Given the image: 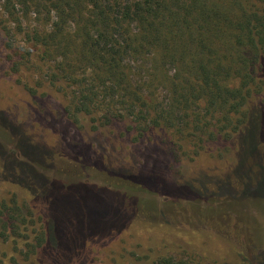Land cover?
<instances>
[{
  "label": "rangeland",
  "instance_id": "obj_1",
  "mask_svg": "<svg viewBox=\"0 0 264 264\" xmlns=\"http://www.w3.org/2000/svg\"><path fill=\"white\" fill-rule=\"evenodd\" d=\"M2 36L0 207H20L27 224L0 237V264H29L28 254L40 264L30 244L48 219L59 222L60 200L69 202L62 207H79L70 215L71 240L81 235L77 226L84 233L62 264H151L164 256L264 264L263 142L260 162H253L249 141H239L241 133L224 138L213 122L209 133L191 134L189 126L192 136L178 141L172 128L141 129L130 119L100 125L81 113L72 118L58 86L39 84L28 68L12 70L16 54ZM258 80L250 113L264 111V67ZM20 161L29 169L17 179Z\"/></svg>",
  "mask_w": 264,
  "mask_h": 264
},
{
  "label": "trees",
  "instance_id": "obj_2",
  "mask_svg": "<svg viewBox=\"0 0 264 264\" xmlns=\"http://www.w3.org/2000/svg\"><path fill=\"white\" fill-rule=\"evenodd\" d=\"M0 32L16 54L12 70L28 68L39 84L58 86L70 117L172 128L178 141L192 136L189 126L209 133L213 122L224 138L241 133L260 162L264 111L246 105L264 67V0H0ZM28 164L17 163V179ZM258 173L264 186L262 166ZM68 203L60 200L59 222L48 219L30 244L40 264H62L84 235L77 226L81 235L71 240L79 207H62ZM18 223L27 224L20 207H0V237ZM151 264L191 263L164 256Z\"/></svg>",
  "mask_w": 264,
  "mask_h": 264
}]
</instances>
